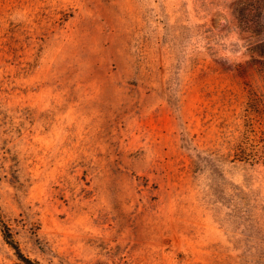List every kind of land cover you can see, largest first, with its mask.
<instances>
[{
	"label": "rangeland",
	"instance_id": "rangeland-1",
	"mask_svg": "<svg viewBox=\"0 0 264 264\" xmlns=\"http://www.w3.org/2000/svg\"><path fill=\"white\" fill-rule=\"evenodd\" d=\"M264 0H0V264H264Z\"/></svg>",
	"mask_w": 264,
	"mask_h": 264
},
{
	"label": "trees",
	"instance_id": "trees-1",
	"mask_svg": "<svg viewBox=\"0 0 264 264\" xmlns=\"http://www.w3.org/2000/svg\"><path fill=\"white\" fill-rule=\"evenodd\" d=\"M257 52L264 57V38L257 44V46L255 47ZM264 66V61L261 63ZM263 68V78H264V67ZM0 227L3 233V237L6 240V242H8L12 248H14L15 252L17 253V255L19 257H22V255L19 252V248L17 247V245L13 242V240L11 239V235L9 233L8 227L1 221L0 218ZM26 262H28V264H37L35 262L29 261L28 259H25Z\"/></svg>",
	"mask_w": 264,
	"mask_h": 264
}]
</instances>
